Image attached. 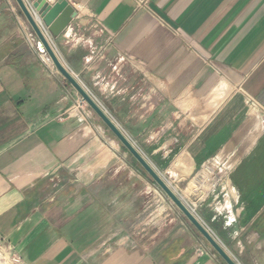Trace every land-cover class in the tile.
<instances>
[{
	"label": "crops",
	"instance_id": "crops-1",
	"mask_svg": "<svg viewBox=\"0 0 264 264\" xmlns=\"http://www.w3.org/2000/svg\"><path fill=\"white\" fill-rule=\"evenodd\" d=\"M67 1L43 28L58 57L155 169L233 172L203 219L264 264V0ZM80 100L0 0V238L23 264H225L182 215L145 214L161 195Z\"/></svg>",
	"mask_w": 264,
	"mask_h": 264
},
{
	"label": "water",
	"instance_id": "water-1",
	"mask_svg": "<svg viewBox=\"0 0 264 264\" xmlns=\"http://www.w3.org/2000/svg\"><path fill=\"white\" fill-rule=\"evenodd\" d=\"M14 1L17 4L20 13L30 25L35 37L37 38L39 46L47 54L57 72L73 87V89L80 96L81 100L85 102L98 116L106 128L111 131L120 144L178 208L187 221L207 241L223 262L225 264H238L203 225V223L176 195L162 176L154 169L151 163L140 153L133 142L126 136L122 129L114 122V120L96 101V99L83 87L75 75H73L70 69L58 57L56 51L48 41L43 28L45 27L52 37L59 36L75 17L76 11L74 8L67 0H57L53 3H49L46 0H33L30 5H27L24 0Z\"/></svg>",
	"mask_w": 264,
	"mask_h": 264
},
{
	"label": "rangeland",
	"instance_id": "rangeland-1",
	"mask_svg": "<svg viewBox=\"0 0 264 264\" xmlns=\"http://www.w3.org/2000/svg\"><path fill=\"white\" fill-rule=\"evenodd\" d=\"M63 62H65V61H63ZM78 80L80 81L79 78H78ZM79 105L84 107V109L86 111L85 115H87L86 117H90L89 120L96 126L98 131L102 130L106 134L107 137H110L113 141L120 144V142L115 138V136L111 133V131L106 128V126L103 124V122L88 107V105L85 102L80 100ZM103 109L106 111L105 108H103ZM108 115L122 129L121 125L119 123H117L115 121V119L109 113H108ZM122 131H123V129H122ZM123 132L128 137L127 133L125 131H123ZM133 144L135 145V143H133ZM121 147H122V149L127 151L122 145H121ZM129 156L131 157V159L133 161L132 163L136 164L140 169H142L141 166L135 161V159L130 154H129ZM158 167L161 168V166H159V163H158ZM155 170L162 176V178L170 186V188L176 193V195L183 201V203L194 213V215L203 223V225L216 238V235H214L215 233L210 229V227L208 225H206L203 217L207 218L208 216L211 217L213 214H216L214 211L215 206L210 208L207 204L213 198H215L217 202H219V201L223 202V199L225 198V196L228 192V190L225 189L226 184L232 183V182L234 183L233 172L228 171V170H223V169H216L211 164L207 163L204 166L199 167L196 171L191 173V175H189L188 177H185L184 179H177L176 180L174 178H170L168 175H166L164 172H162L159 169H155ZM144 173H145L146 177H148V179H150L152 181V184L154 185L155 189L161 195L160 202H158L156 199H154L155 204L152 207H150L149 209H147L145 211V214L147 215L148 213H151V214L152 213H158L161 215V221H163V220L168 221L169 217L166 215L168 213H172V212L180 214L184 217V215L171 202V200L163 193V191L154 183V181L148 176V174L145 171H144ZM223 189H225V190H223ZM219 211H222V208ZM224 212L226 213L225 210L222 213H224ZM184 219H186V218L184 217ZM146 225H147V222H146ZM192 228L195 229L193 226H192ZM216 240H217V238H216ZM206 243H207V241H206ZM207 245H209V244L207 243ZM0 264H23V262L20 260L19 256L15 253L14 249H12L1 238H0Z\"/></svg>",
	"mask_w": 264,
	"mask_h": 264
},
{
	"label": "built area",
	"instance_id": "built-area-1",
	"mask_svg": "<svg viewBox=\"0 0 264 264\" xmlns=\"http://www.w3.org/2000/svg\"><path fill=\"white\" fill-rule=\"evenodd\" d=\"M262 124L264 125V117H263V119H262Z\"/></svg>",
	"mask_w": 264,
	"mask_h": 264
},
{
	"label": "bare ground",
	"instance_id": "bare-ground-1",
	"mask_svg": "<svg viewBox=\"0 0 264 264\" xmlns=\"http://www.w3.org/2000/svg\"><path fill=\"white\" fill-rule=\"evenodd\" d=\"M254 134V133H253ZM249 145V144H248Z\"/></svg>",
	"mask_w": 264,
	"mask_h": 264
}]
</instances>
